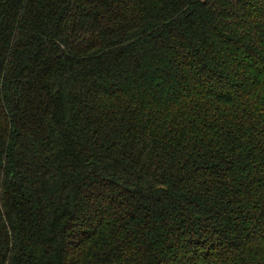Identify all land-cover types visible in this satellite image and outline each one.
<instances>
[{
  "label": "trees",
  "instance_id": "16d2710c",
  "mask_svg": "<svg viewBox=\"0 0 264 264\" xmlns=\"http://www.w3.org/2000/svg\"><path fill=\"white\" fill-rule=\"evenodd\" d=\"M0 264H264V0H0Z\"/></svg>",
  "mask_w": 264,
  "mask_h": 264
}]
</instances>
